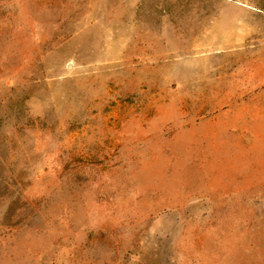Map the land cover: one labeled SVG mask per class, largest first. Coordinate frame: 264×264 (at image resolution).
Listing matches in <instances>:
<instances>
[{
    "label": "rangeland",
    "instance_id": "374dc122",
    "mask_svg": "<svg viewBox=\"0 0 264 264\" xmlns=\"http://www.w3.org/2000/svg\"><path fill=\"white\" fill-rule=\"evenodd\" d=\"M0 264H264V0H0Z\"/></svg>",
    "mask_w": 264,
    "mask_h": 264
}]
</instances>
